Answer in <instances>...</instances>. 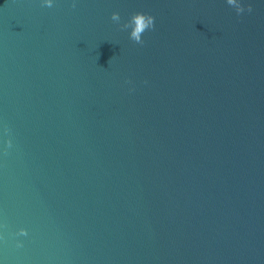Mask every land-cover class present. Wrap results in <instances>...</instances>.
<instances>
[{
	"label": "water",
	"instance_id": "water-1",
	"mask_svg": "<svg viewBox=\"0 0 264 264\" xmlns=\"http://www.w3.org/2000/svg\"><path fill=\"white\" fill-rule=\"evenodd\" d=\"M240 2L0 0V264H264V0Z\"/></svg>",
	"mask_w": 264,
	"mask_h": 264
},
{
	"label": "clouds",
	"instance_id": "clouds-1",
	"mask_svg": "<svg viewBox=\"0 0 264 264\" xmlns=\"http://www.w3.org/2000/svg\"><path fill=\"white\" fill-rule=\"evenodd\" d=\"M229 6H233L237 12V14H242L245 11L244 6L240 2V0H226ZM43 6L46 7H53V0H43ZM72 7H76V3L73 2ZM249 12L252 11V7L249 5L248 9ZM111 19L113 22L120 24L121 30L131 29L129 38L137 44H143V34L150 29L155 28V17L144 13V12H137L134 13L130 19L121 24V15L119 12L112 13ZM6 132H9L10 129H5ZM12 147V140L9 139L7 141V148L5 149V154H7V149ZM19 236H27L28 232L26 229H21L18 233ZM2 238V236H0ZM17 247H23L22 242L17 243Z\"/></svg>",
	"mask_w": 264,
	"mask_h": 264
}]
</instances>
